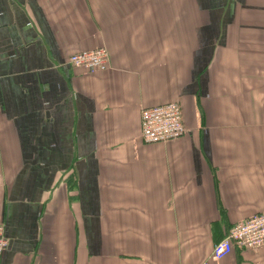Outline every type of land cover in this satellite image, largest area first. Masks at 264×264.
I'll return each instance as SVG.
<instances>
[{
    "label": "crops",
    "instance_id": "obj_1",
    "mask_svg": "<svg viewBox=\"0 0 264 264\" xmlns=\"http://www.w3.org/2000/svg\"><path fill=\"white\" fill-rule=\"evenodd\" d=\"M172 102L185 135L144 144ZM263 212L264 0H0V264H204Z\"/></svg>",
    "mask_w": 264,
    "mask_h": 264
},
{
    "label": "built area",
    "instance_id": "obj_2",
    "mask_svg": "<svg viewBox=\"0 0 264 264\" xmlns=\"http://www.w3.org/2000/svg\"><path fill=\"white\" fill-rule=\"evenodd\" d=\"M68 63L91 74L104 72L110 67L109 53L105 48L84 51L72 55ZM185 132L183 110L177 102L144 109L141 112V139L144 144L174 142L181 139ZM263 246L264 212L233 226L228 235L215 244L209 259L204 264H208V261H222L233 252L235 247L249 250ZM7 247L5 228L0 224V256Z\"/></svg>",
    "mask_w": 264,
    "mask_h": 264
}]
</instances>
